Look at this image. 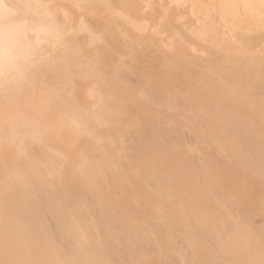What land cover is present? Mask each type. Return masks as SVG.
Wrapping results in <instances>:
<instances>
[{
  "label": "bare ground",
  "instance_id": "1",
  "mask_svg": "<svg viewBox=\"0 0 264 264\" xmlns=\"http://www.w3.org/2000/svg\"><path fill=\"white\" fill-rule=\"evenodd\" d=\"M0 264H264V0H0Z\"/></svg>",
  "mask_w": 264,
  "mask_h": 264
}]
</instances>
